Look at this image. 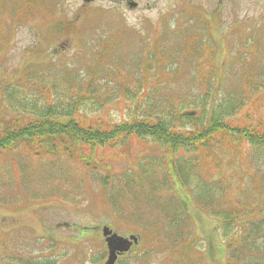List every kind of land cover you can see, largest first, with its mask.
Wrapping results in <instances>:
<instances>
[{"label":"trees","instance_id":"1","mask_svg":"<svg viewBox=\"0 0 264 264\" xmlns=\"http://www.w3.org/2000/svg\"><path fill=\"white\" fill-rule=\"evenodd\" d=\"M11 2L25 6L17 12L19 15L29 14L26 6L39 7L36 0ZM252 47L249 45L246 50L252 51ZM261 47L264 51L261 43L255 46V52ZM243 48L241 43L227 47V57L220 68L225 75L237 63L240 72L254 73L242 72L235 83L222 78L221 83L228 82L229 87L217 96L206 91L217 84V80L211 83L216 70L210 40L204 46L190 41L176 46L142 43L140 59L132 61L130 69L148 77L154 69V78L161 83L189 71L192 84L201 92L197 96L158 93L160 100H156L144 84L140 101H135L127 119L118 122L108 119L104 111L111 101L108 82L99 87L92 78L76 89V81L67 72L61 77L57 73L58 76L47 75L44 68L35 67L33 77L23 70V74L2 85L0 157L14 149L21 150L4 161H16V171L32 167L33 159L60 156L83 170H101L107 176L99 181L102 192L112 190V198L129 208L140 203L150 215L160 216L173 247L177 240H187L189 234L179 232H189L191 219L185 210L192 204L218 219L228 252L226 264H264V52L242 59ZM102 53L101 50L99 57ZM112 66L116 70L125 67ZM105 67L97 65L93 69L103 71ZM205 70L207 73L203 74ZM130 97L133 99L134 95ZM196 97L199 102L194 112L189 111ZM87 101L96 105L94 115L87 114ZM133 139H149L162 152L147 157L135 172L113 179L108 172L109 163ZM237 158L245 162L247 169L238 180L232 175L211 178L213 168L219 169L220 164H230ZM11 184L9 173L0 180V192H12ZM157 217H152L151 222H157ZM174 230L178 233H172Z\"/></svg>","mask_w":264,"mask_h":264},{"label":"rangeland","instance_id":"2","mask_svg":"<svg viewBox=\"0 0 264 264\" xmlns=\"http://www.w3.org/2000/svg\"><path fill=\"white\" fill-rule=\"evenodd\" d=\"M136 2L138 9L131 12L118 2L104 1L89 5L91 11L83 12L82 0H43L40 5L45 3V8L51 7L48 8V13L54 19L53 22L31 23L29 18L23 17L21 24L16 22L12 25L16 28L15 33L0 30L1 73L11 75L15 72L18 75L24 65L27 68L40 64L37 68H44L47 75L60 74L61 77L67 72L76 81V89L81 88L83 80L89 78H94L95 84H104L106 76H109L108 80L115 77L107 90L110 92L108 94L111 101L104 111L107 112L108 119L117 122L121 118L126 119L135 101H140L144 83H148V92H153L150 95L156 100L159 99L158 93H173L178 90L183 93L189 91L191 86L186 72L181 73L175 80L177 85L165 86L154 78L155 73L148 77L130 69V62L138 58V47L143 40L141 38L154 41L161 34L163 37L172 35L178 40L183 39L186 30L189 35L202 30L201 25L196 26V20L192 21L194 16L201 15L205 17L204 27L208 35L204 34L195 40H210L217 66L225 58L227 47L235 46L239 40L249 37L252 30H258L253 37L254 45L258 40L264 43V0ZM6 9L5 6H0V13L6 12ZM18 10L19 6L10 8L14 15ZM66 20L69 25H64ZM171 40L174 41V38H170L169 42ZM244 41L246 39L242 40ZM101 49L104 50V55L99 57ZM131 51L134 53H129ZM244 52L249 55L248 49ZM54 53L58 56L52 59ZM112 64H120L125 68L116 70ZM97 65H108L116 72L108 71L105 67L103 71L94 73L93 68ZM5 68H8L7 73L3 70ZM144 78L148 81L145 82ZM1 84L0 81V86ZM133 95L134 98L129 99ZM95 106L93 101H87V114L94 115ZM140 142L135 139L129 141L118 157L110 161L108 172H131L134 168L140 169V164L145 163L143 158L146 161L147 157L157 156L162 152L159 147L148 144L143 146ZM20 151L3 154L0 157V170H3L4 161L9 156H17ZM262 160L264 163V158ZM37 162L41 166L53 163L50 177L55 179L38 184L42 189L41 193L45 194L42 198L37 199L36 195H20L17 192H0V202L10 201L5 205L0 204V264H101L106 258L101 236V227L105 225L119 235L127 237L138 234L141 237L140 245L118 264H188L199 260L203 250L208 264H224L225 240L215 230L218 221L203 211L188 206L195 220L192 238L197 250L194 249L192 253L177 251L171 247L173 242L166 236L168 231H164L160 216L150 215L149 209L140 203L133 204L131 208L123 203L118 208H112L115 205L110 194L112 190H105L103 193L98 188L94 175L88 177L87 173L69 165L61 156L42 157ZM72 170L78 181L70 184L66 178L68 175L73 176ZM246 170L245 162L237 158L221 167L219 176L232 174L234 178H240ZM6 171L8 167L4 168L3 173ZM24 173L26 176V169ZM100 175L104 176L103 173ZM211 176L216 177L213 174ZM15 178L17 177L14 175ZM24 181L28 182L26 178ZM10 186L14 189L20 187L16 183ZM11 195L14 196L12 199ZM152 217H157L158 221L152 223ZM91 228H95L96 232H91ZM176 232L178 230L172 233ZM194 255H198L197 258ZM199 264L206 263L201 260Z\"/></svg>","mask_w":264,"mask_h":264},{"label":"water","instance_id":"3","mask_svg":"<svg viewBox=\"0 0 264 264\" xmlns=\"http://www.w3.org/2000/svg\"><path fill=\"white\" fill-rule=\"evenodd\" d=\"M103 233H104V236L110 235V232H108L106 229H104ZM131 239L133 240V238H131ZM120 241L125 242L121 239H115V237L112 236V237L107 239L108 247L110 248L112 243L117 245V244H119ZM113 262H114V260L109 258V260L106 264H113Z\"/></svg>","mask_w":264,"mask_h":264},{"label":"flooded vegetation","instance_id":"4","mask_svg":"<svg viewBox=\"0 0 264 264\" xmlns=\"http://www.w3.org/2000/svg\"><path fill=\"white\" fill-rule=\"evenodd\" d=\"M119 3L123 6H128L129 4H135V0H121Z\"/></svg>","mask_w":264,"mask_h":264}]
</instances>
